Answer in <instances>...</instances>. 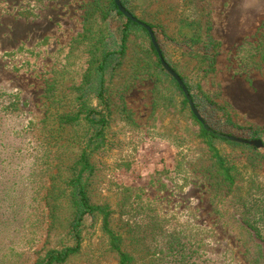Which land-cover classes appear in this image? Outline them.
Here are the masks:
<instances>
[{
  "label": "rangeland",
  "instance_id": "374dc122",
  "mask_svg": "<svg viewBox=\"0 0 264 264\" xmlns=\"http://www.w3.org/2000/svg\"><path fill=\"white\" fill-rule=\"evenodd\" d=\"M93 1L0 0V264H35L51 233L52 178L61 158L77 149L65 148L73 131L57 128L47 114L68 109L74 87L82 82L88 56L73 43ZM181 8V0H155L145 19L178 29ZM210 11L211 33L220 47L216 69L203 80V88L228 109L237 126L262 129L264 67H245L238 52L243 43L264 36V0H211ZM158 36L162 39L163 33ZM139 53L133 37L113 83L106 146L92 158L97 167L93 199L111 203L117 220L128 224L125 248L135 256L133 264H183L176 239L185 244L188 263L209 258L212 264H251L240 233L213 211L210 185L197 167L204 148L194 135L199 126L173 109L155 111L154 82L148 78H139L125 95L133 122L120 113L115 91ZM194 65L184 58L180 68L190 71ZM233 132L248 139L241 130ZM179 144L184 151L191 149L181 176L176 173ZM221 151L238 156L227 146ZM254 172L264 179V161ZM60 210L53 228L59 234L69 215L68 208ZM67 264L118 261L98 233Z\"/></svg>",
  "mask_w": 264,
  "mask_h": 264
},
{
  "label": "trees",
  "instance_id": "16d2710c",
  "mask_svg": "<svg viewBox=\"0 0 264 264\" xmlns=\"http://www.w3.org/2000/svg\"><path fill=\"white\" fill-rule=\"evenodd\" d=\"M154 1L121 0L135 18L152 27L162 56L149 31L138 21L128 18L116 0H95L86 7L83 31L73 43L75 47H84L88 56L82 82L75 85V95L68 109L47 114V121L57 123V128L73 131L74 136L66 141L65 148H76L77 151L68 158L64 155L53 175L48 206L54 224L35 264H67L83 251L86 239L98 233L102 235L106 249L116 256L118 264L134 263L135 256L125 248L130 236L128 224L117 220L111 203L97 202L91 195L97 169L92 158L106 146L113 83L128 56L133 37L140 57L130 67L126 81L115 91L120 97V113L125 120L133 122L125 95L139 78H148L154 82L155 111L173 109L179 118L191 120L199 126L194 135L204 148L197 167L210 185L213 211L230 229L240 233L248 262L264 264V179L254 172L264 161V152L248 143L220 135H234V130H241L246 135L243 137L260 139L264 143L261 136L264 127L246 129L237 126L228 109L214 101L203 88V80L216 69L220 47L211 33V0H181L178 29L160 27L159 23L145 19ZM110 17L116 19L110 20ZM158 32L163 33L162 39ZM238 57L245 67H264V36L257 41L243 43ZM184 58L195 61L190 71L185 69L182 72L180 68ZM162 59L182 78L203 122L193 112L182 85L167 71ZM53 94L54 91L51 96ZM180 146L176 166L178 176L185 175L184 161L190 159L191 150L184 151ZM222 146L235 151L237 158L232 153H228L229 156L223 153ZM247 168H252V171ZM63 207L69 210L66 229L61 234L54 233L53 228L60 222V209ZM175 244L181 256L180 263L212 264L209 258L201 263L196 260L188 263L183 259L186 258L185 244L180 239H176Z\"/></svg>",
  "mask_w": 264,
  "mask_h": 264
},
{
  "label": "water",
  "instance_id": "95a60500",
  "mask_svg": "<svg viewBox=\"0 0 264 264\" xmlns=\"http://www.w3.org/2000/svg\"><path fill=\"white\" fill-rule=\"evenodd\" d=\"M116 3H117V5H118L119 9H120V10H121V11H122V12H123L128 18H130V19H132V20H134V21H138L139 23H141V24H142V25H143V26L149 31V34H150V36H151V39H152V41H153V43H154L156 49L159 51V55L162 56V53H161V50H160L159 43H158V41H157L156 35H155V33H154L152 27H151L150 25H148L147 23L141 22V21H139L137 18H135V17L133 16V14H131V13H130V12H129V11L123 6L121 0H116ZM162 63H163V65H164V67L167 69V71H168L173 77H175V78L178 80V82L182 85L183 90H184V92H185L187 98L189 99V104H190V106H191L193 112H194L195 115L198 117V119H199L201 122H203L204 120H203L202 116L200 115V113H199V112L197 111V109L195 108L194 103H193V101H192L191 98H190L189 92H188V90H187V88H186V86H185V84H184L182 78L178 75V73H177L176 71H174V70L168 65V63H167L164 59H162ZM220 135H221L222 137H226V138H228V139H230V140H234V141H237V142L248 143V144L253 145V146L257 147V148H262V149H264V143H263V141L260 140V139H252V140H250V139H244V138H240V137L233 136V135H224V134H220Z\"/></svg>",
  "mask_w": 264,
  "mask_h": 264
}]
</instances>
